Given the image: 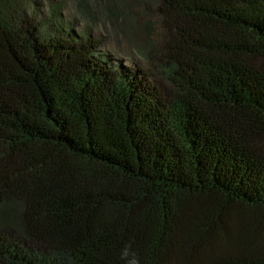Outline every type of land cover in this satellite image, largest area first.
<instances>
[{"label": "trees", "instance_id": "1", "mask_svg": "<svg viewBox=\"0 0 264 264\" xmlns=\"http://www.w3.org/2000/svg\"><path fill=\"white\" fill-rule=\"evenodd\" d=\"M156 2L145 69L0 0V264H264V0Z\"/></svg>", "mask_w": 264, "mask_h": 264}, {"label": "rangeland", "instance_id": "2", "mask_svg": "<svg viewBox=\"0 0 264 264\" xmlns=\"http://www.w3.org/2000/svg\"><path fill=\"white\" fill-rule=\"evenodd\" d=\"M24 2L25 0H20ZM41 14L48 12L49 5L60 3L63 5V13L67 18L74 19L78 29L88 26L92 33L103 40L102 50L108 51L114 58L122 60L126 64L136 62L139 66L149 69L148 61L145 58L144 48L136 46L135 41L127 39V36L120 30L121 27H131L135 23L137 27V38L143 45L147 38L157 41L156 33L159 29L160 12L156 0H135L136 4L129 7H119V20L109 14L108 0H35ZM118 7L117 0H112ZM151 30L147 29L148 27ZM152 33H149V31ZM144 40V41H143ZM137 42V41H136ZM142 45V44H141ZM165 69L154 67L150 73L151 78L165 90L170 92V84L163 78Z\"/></svg>", "mask_w": 264, "mask_h": 264}, {"label": "clouds", "instance_id": "3", "mask_svg": "<svg viewBox=\"0 0 264 264\" xmlns=\"http://www.w3.org/2000/svg\"><path fill=\"white\" fill-rule=\"evenodd\" d=\"M122 264H140V258L130 244H126L119 253Z\"/></svg>", "mask_w": 264, "mask_h": 264}]
</instances>
